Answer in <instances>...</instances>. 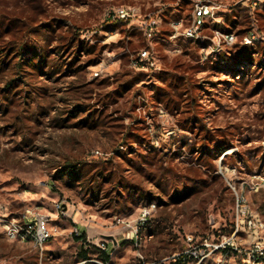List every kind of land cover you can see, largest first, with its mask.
Returning <instances> with one entry per match:
<instances>
[{"label": "rangeland", "instance_id": "obj_1", "mask_svg": "<svg viewBox=\"0 0 264 264\" xmlns=\"http://www.w3.org/2000/svg\"><path fill=\"white\" fill-rule=\"evenodd\" d=\"M211 1L204 34L233 44L182 35L190 0H0V204L53 232L40 250L0 229V264H99V245L113 264L162 258L230 233L237 195L264 222V2Z\"/></svg>", "mask_w": 264, "mask_h": 264}, {"label": "built area", "instance_id": "obj_2", "mask_svg": "<svg viewBox=\"0 0 264 264\" xmlns=\"http://www.w3.org/2000/svg\"><path fill=\"white\" fill-rule=\"evenodd\" d=\"M249 1L257 6L260 0ZM190 3L192 19L182 31L184 37L194 41L210 39L216 41L217 46H221L222 42L233 44L236 41L235 34L220 28L214 30L213 38L204 34L209 22H220L218 10L223 7L222 4H216L211 0H190ZM180 25L181 22L176 23L175 28L178 29ZM147 33L149 36L154 34V25H150ZM257 39L256 32L250 31L243 37V43L252 44ZM135 63L139 69L145 68V65L155 66L148 51L144 52L143 58L137 59ZM154 207L153 205L142 209L138 219L139 225L148 221ZM56 208L58 211L64 210L63 202L57 203ZM49 222V215L35 209L25 210L22 217L17 219L11 216L7 206L0 204V229L12 240L30 239L36 248L43 250L47 241L53 236ZM139 225L132 231V235L128 236L138 247L141 245L138 236ZM263 230L264 222L261 217L250 208L243 196L237 195L236 224L230 233H222L214 239L210 237L196 239L190 235L186 237V243L182 249L153 260L147 259L139 252L134 264H264V242L260 237ZM73 234L78 236L81 232L76 227ZM99 247L103 251L108 250L104 245ZM97 262L113 264L111 261L98 260Z\"/></svg>", "mask_w": 264, "mask_h": 264}, {"label": "trees", "instance_id": "obj_3", "mask_svg": "<svg viewBox=\"0 0 264 264\" xmlns=\"http://www.w3.org/2000/svg\"><path fill=\"white\" fill-rule=\"evenodd\" d=\"M233 24H236V21H233ZM81 232V235H78V236H75V238L77 240H81V239H86V229H83V228H78ZM80 257L83 258V259H89V254H88V250L85 249V250H81L80 252ZM99 257L103 260V261H110V251L109 250H104V251H101V253L99 254Z\"/></svg>", "mask_w": 264, "mask_h": 264}, {"label": "water", "instance_id": "obj_4", "mask_svg": "<svg viewBox=\"0 0 264 264\" xmlns=\"http://www.w3.org/2000/svg\"><path fill=\"white\" fill-rule=\"evenodd\" d=\"M103 238L107 239V240H111L113 242V244H117V240L115 239L114 236L112 235H101Z\"/></svg>", "mask_w": 264, "mask_h": 264}, {"label": "crops", "instance_id": "obj_5", "mask_svg": "<svg viewBox=\"0 0 264 264\" xmlns=\"http://www.w3.org/2000/svg\"><path fill=\"white\" fill-rule=\"evenodd\" d=\"M8 210H9V208H8ZM9 213H10V210H9ZM76 226H77V228H83V229H86L85 227H83V226H81V225H76ZM113 246L116 247V244H115V245L113 244Z\"/></svg>", "mask_w": 264, "mask_h": 264}]
</instances>
